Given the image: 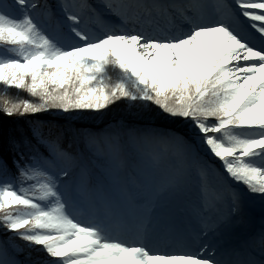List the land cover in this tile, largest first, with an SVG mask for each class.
Listing matches in <instances>:
<instances>
[{"label":"snow or ice","instance_id":"6c2138e0","mask_svg":"<svg viewBox=\"0 0 264 264\" xmlns=\"http://www.w3.org/2000/svg\"><path fill=\"white\" fill-rule=\"evenodd\" d=\"M119 104L78 133L95 178L39 121L10 140L0 264H264V0H0V114Z\"/></svg>","mask_w":264,"mask_h":264},{"label":"trees","instance_id":"16d2710c","mask_svg":"<svg viewBox=\"0 0 264 264\" xmlns=\"http://www.w3.org/2000/svg\"><path fill=\"white\" fill-rule=\"evenodd\" d=\"M43 116V119L39 122L43 125L42 131L45 135H59L63 144L67 147L72 146L74 152H78L77 146L74 139H80V148L82 152L85 149L82 139L78 136V133L83 131L85 128H91L95 131H101L106 128L111 123L132 122L133 117L129 114L128 107L125 104H119L101 117L93 118L89 115L84 116H68L66 114H61L57 112H47L41 113L37 116H29L26 118H7L3 114H0V158H6L11 160L14 156V151L12 149L10 140L12 138L20 139L23 136L31 135L32 121H37L35 117ZM28 118H31L28 119ZM54 118V119H53ZM137 125L150 126L153 127H163L164 125L156 121H148L145 117L143 119H138L135 121ZM1 235L4 240L8 237L0 230ZM17 243H19L17 241ZM22 258L34 261L38 258H46L42 253L36 251H31L29 253L27 250L20 252Z\"/></svg>","mask_w":264,"mask_h":264},{"label":"rangeland","instance_id":"374dc122","mask_svg":"<svg viewBox=\"0 0 264 264\" xmlns=\"http://www.w3.org/2000/svg\"><path fill=\"white\" fill-rule=\"evenodd\" d=\"M9 94L12 95V96H15L17 94V90L13 89V90L10 91ZM19 95H20V97L22 99L28 98L27 94L22 92V91L19 93ZM28 119L31 120V118H28ZM32 119H35L37 121H41L43 119V116L35 117V118H32ZM126 123H130V122H126ZM111 124H113V123H111ZM137 126L141 127V125H137ZM84 130H88V131H92V132H99V131H95L94 129H91V128H85ZM83 157H85L86 161L91 165L92 171L94 172L93 174H91L93 176V178L95 176L100 175L101 168L104 166L105 161L102 158L96 156L95 154L87 151L86 148L83 151ZM176 226L178 228L186 227V225H183V224H180V223H178ZM252 227L255 230H257V231L260 228V216H259L258 212L255 214V217H254V220H253V223H252ZM19 243H22V242H19ZM33 251L36 253V250H33Z\"/></svg>","mask_w":264,"mask_h":264}]
</instances>
